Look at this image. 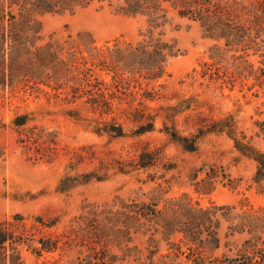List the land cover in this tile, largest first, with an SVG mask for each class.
Masks as SVG:
<instances>
[{"label": "trees", "instance_id": "obj_1", "mask_svg": "<svg viewBox=\"0 0 264 264\" xmlns=\"http://www.w3.org/2000/svg\"><path fill=\"white\" fill-rule=\"evenodd\" d=\"M93 1L143 16L145 27L139 31V38L115 39L98 46L89 32L79 31L63 39L51 36L42 41L43 15L72 11ZM170 10L197 21L204 35L215 41L208 48L209 61H203L198 71L199 84L217 82L218 87L229 89L237 85L254 97H264V60L255 65L247 58L250 52L264 56V0H0V95L16 88L41 91L96 113L101 119H94L96 134H106L109 139L126 136L114 115L117 104L125 102L131 107L137 100L142 108L132 107L134 120L146 117L140 114L145 107L143 98L152 99L155 91L134 88L142 79L153 81L170 75L168 62L180 52L175 41L164 37ZM102 74L109 75V79L101 78ZM190 105L159 106L164 118L172 122L168 126L164 121L161 129L168 142L194 152L199 139L207 134L227 136L239 156L254 161L249 186L255 185L264 196V147L258 144L264 143V99L252 116L251 133L239 129L234 114L227 113L200 123L195 133L181 134L174 126V116ZM66 113L80 116L77 107L68 108ZM105 115L109 119H102ZM147 117L149 121L140 123L133 134L154 129V115ZM29 120L26 113L12 120L22 134L19 142L35 156L50 158L57 149V131L37 125L25 127ZM141 171L146 172L143 183H154L146 199L115 196L101 203L84 201L59 233L39 237L37 243L25 228L14 229L24 219L20 213H15L13 220L0 219V264H25L22 247L37 257L53 252L74 253L69 262L61 264H133L130 259L134 264H264V206L215 202L203 206L191 201L187 192L164 196L174 182L192 185L198 193H210L218 183L236 187L238 179L222 165L189 167L183 180L181 170L164 157L162 148L144 145L133 158L101 160L95 170L65 173L56 190L70 193L93 179ZM34 218L39 229L58 222L39 215ZM31 227L37 229L34 223ZM221 227L225 228V237L244 235L234 254H217ZM138 235L147 238L145 246L134 243ZM160 240L166 244L163 252ZM224 246L229 248V243L226 241Z\"/></svg>", "mask_w": 264, "mask_h": 264}, {"label": "rangeland", "instance_id": "obj_2", "mask_svg": "<svg viewBox=\"0 0 264 264\" xmlns=\"http://www.w3.org/2000/svg\"><path fill=\"white\" fill-rule=\"evenodd\" d=\"M42 21V41L51 36L63 39L67 34L75 35L79 31L89 32L96 45L110 44L115 39L133 40L139 38V31L145 27V18L117 10L107 2L93 1L84 6H77L72 11L45 14ZM164 37L176 42L180 52L170 58L167 72L158 80H141L134 90L155 91L154 97L143 98L145 105L140 112L141 120H134L132 107L142 108L137 100L131 107L125 103L117 104L114 115L116 121L122 123L126 136L109 139L106 134L98 135L93 131L98 115L88 109L66 103L60 98L47 96L41 91L16 88L6 90L0 95V219L13 220L15 213L24 216L21 223L14 226L16 231L26 229L31 237L36 239L48 234L59 233L68 223L70 217L76 214L84 201L105 202L115 196L147 198V192L154 184L142 181L146 172L133 174H111L102 180L93 179L80 185L70 193L56 190L59 179L65 174H74L95 170L100 161L112 159H130L144 146L162 148L166 159L175 162L181 170V179L189 167L203 163L222 165L232 178L238 179L236 187L218 183L210 193H198L192 185H178L175 182L171 189L164 194L166 197L179 196L187 192L191 201L200 205L215 203H244L253 207L264 206V196L257 192L251 183V175L255 170L254 161L241 157L234 151L231 140L225 135L207 134L198 141L194 152L183 151L179 145L168 142L163 130V122L170 126L172 122L164 118V110L159 106L185 105V109L174 116L175 128L184 135L195 133L200 123L210 119L220 118L227 113L234 114L239 129L251 133L252 116L255 117L256 106L264 99L254 97L251 92L236 85L232 89L218 87L217 82L199 84L201 78L198 71L203 61H209L208 48L215 41L204 35L199 23L178 16L170 10L169 19L164 26ZM247 58L259 65L264 56L252 53ZM101 78L108 80L109 75L102 74ZM141 87V88H140ZM49 92V88H45ZM261 94V93H260ZM139 98V94L137 95ZM192 100V101H191ZM77 107L79 118L66 113L68 108ZM26 113L31 120L25 127L37 125L45 127L46 131H57L58 141L56 152L49 158L46 155L35 156L31 150H25L19 142V129L13 126L12 120L17 114ZM154 115V129L140 135L132 132L140 123L149 121L147 115ZM105 115L102 119H109ZM202 119L204 121H202ZM264 147L263 142L258 143ZM153 171V170H152ZM176 170H174L175 172ZM177 173V172H175ZM39 215L45 219H58L55 226L40 227L35 221ZM36 224L37 229L31 227ZM225 228L221 227L219 236L221 246L217 254L227 251L234 254L242 242L244 235L234 234L224 236ZM146 237L138 235L134 243L145 246ZM229 243V248L224 246ZM160 250L166 248L165 241H159ZM25 264H61L67 263L74 257L73 252L44 253L37 257L27 250L21 249ZM129 263H135L131 259Z\"/></svg>", "mask_w": 264, "mask_h": 264}]
</instances>
